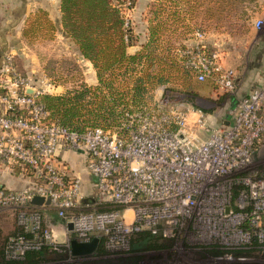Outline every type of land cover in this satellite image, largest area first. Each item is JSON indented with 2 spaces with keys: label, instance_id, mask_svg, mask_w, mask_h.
I'll return each instance as SVG.
<instances>
[{
  "label": "built area",
  "instance_id": "obj_1",
  "mask_svg": "<svg viewBox=\"0 0 264 264\" xmlns=\"http://www.w3.org/2000/svg\"><path fill=\"white\" fill-rule=\"evenodd\" d=\"M135 1L110 0L123 20L126 38L133 31ZM262 23L256 20L255 28ZM202 39L195 33L194 44L180 52V64L198 82L209 81L235 100L214 128L201 112L190 116L157 101L119 106V126L113 130L77 133L51 119L41 101L54 88H38L16 71L10 56L5 58L0 72V167L20 168L31 178L19 190L0 187V207L26 210L18 222L29 239L10 242V249L19 245L15 256L52 244V230L43 226L39 210L51 209L66 219L83 203L79 179H67L65 166L58 165L60 152L84 153L94 179V205L105 209L66 222L79 242L88 243L92 232L109 238V243L112 236L141 232L167 238L184 222L210 227L215 218L239 224L238 211H246L255 236L264 239V166L254 170L253 164L264 145V65L259 85L237 98L235 73L222 67L219 52ZM194 115L199 126L190 122ZM208 125L209 133L199 138L195 130ZM35 197L43 199L42 205L31 203ZM123 211L133 214L129 226Z\"/></svg>",
  "mask_w": 264,
  "mask_h": 264
},
{
  "label": "rangeland",
  "instance_id": "obj_2",
  "mask_svg": "<svg viewBox=\"0 0 264 264\" xmlns=\"http://www.w3.org/2000/svg\"><path fill=\"white\" fill-rule=\"evenodd\" d=\"M170 6L166 0H150L146 12L137 14L136 19L133 15L137 36L143 38L146 34L145 27L155 13L160 12L159 9L168 11ZM175 9L179 12V21L174 22L173 19V22L167 23L171 26L170 31H174L171 35L172 60L180 71L174 75L173 83L155 87L147 95L137 99V102L158 101L166 108L178 109L190 116L193 111L201 112L204 118L209 119L213 128L220 126L235 100L210 84L196 83L180 64V52L186 46L194 44L195 33H201L203 44L225 55L231 68L236 70L239 90L244 76L250 71L256 72L264 65V57L257 55V42L260 43V39L264 38V0H176V5L171 6L170 10L173 12ZM158 18L165 21L167 16L160 13ZM256 20L263 22L260 29L255 28ZM38 39L26 42V47L32 52L30 57L12 59L16 71L32 79L42 90L53 87L52 93L46 95L55 96L79 90L80 84L89 79L90 73L75 45L62 38L56 39L55 36L49 40ZM167 40L164 39V42ZM164 42L160 47H164ZM156 56L162 59L163 55L156 52ZM117 112L119 113L118 109ZM191 118L194 120L189 121L199 126L195 120L197 117L194 115ZM210 130L208 125L204 131L199 129L195 133L203 138ZM253 164L254 170L263 168L264 145L254 156ZM86 174H82V189L78 178L83 203L76 211L67 214L66 219L58 218L54 210H39L43 226L48 225L54 236L52 244L49 243L39 251H28L23 257L13 254L15 251L19 252V245L15 243L16 247L10 249L12 240L17 241L22 236L24 241L29 239L23 234V228L18 222L19 213L26 210L0 207V264H264V239L255 236L254 228L246 220V211L236 212L242 217L238 220L239 224L223 222L218 218H215L210 227L202 222H184L183 228L173 236H153L148 244L137 250L132 248L137 233L112 236L109 243V238L92 232L87 236L91 239L89 242L94 238L98 240L95 250L87 255H73L71 241H79L72 226L71 230L68 229L70 223L66 225V222L79 215L105 210L94 205L95 193L90 189L92 184L89 174ZM66 176L67 179L77 178L68 174ZM230 206H234V197ZM122 214L129 226L134 220L133 214L129 211H123ZM57 225L60 226L58 230L55 229ZM100 246H103L102 251H98Z\"/></svg>",
  "mask_w": 264,
  "mask_h": 264
},
{
  "label": "trees",
  "instance_id": "obj_3",
  "mask_svg": "<svg viewBox=\"0 0 264 264\" xmlns=\"http://www.w3.org/2000/svg\"><path fill=\"white\" fill-rule=\"evenodd\" d=\"M166 1L171 6L176 5V0ZM171 6L168 11L159 9L160 12L155 13L149 21L147 43L129 55L127 48L135 41L133 31L125 37L123 20L110 0H61L62 29L81 57L92 65L98 84L88 86L84 82L73 92L44 95L41 101L50 118L77 133L89 128L113 130L119 126V106H127L130 102L136 104L137 99L155 87L173 83L174 75L180 70L172 60L171 35L174 31H170L167 22L179 21V12L177 9L172 12ZM160 13L167 16L165 21L159 20ZM54 32L55 27L47 14L39 10L28 17L22 34L26 42H30L39 36L51 39ZM163 42L164 47H160ZM156 52L163 55L162 59ZM187 74L196 83L213 87L209 81L198 82L191 73ZM152 237L147 232L138 233L132 248L140 249ZM102 250L103 246H100L98 251Z\"/></svg>",
  "mask_w": 264,
  "mask_h": 264
},
{
  "label": "crops",
  "instance_id": "obj_4",
  "mask_svg": "<svg viewBox=\"0 0 264 264\" xmlns=\"http://www.w3.org/2000/svg\"><path fill=\"white\" fill-rule=\"evenodd\" d=\"M60 1L61 0H0V72L3 67L4 60L7 56H10L13 60H16L18 58L30 57V53L32 52L26 47L27 43L23 37L22 32L24 27L26 26V21L28 17L39 10L45 12L47 14L48 19L54 25L55 32L53 36H55L56 39L62 38L68 41L69 43H71L72 45H74L73 42L64 33L62 29ZM149 1L150 0H136L135 9L133 11V15L135 19L137 17L136 16L137 14L146 12ZM148 26L149 25L147 23L144 30L146 34L144 35L143 38L137 36L138 31L136 30V27L134 28L133 26V36L135 41L133 46L127 48V53L129 55L138 52L142 48V46H144L147 43ZM38 38L45 39V37L39 36L34 40H39ZM260 41H261L260 43L257 42V44H259V48H258L259 54L257 55L264 57V38L260 39ZM40 45H43V43H41ZM220 58H221L222 67L225 69L233 70V72L236 75L237 73L236 70L231 68V63H228V61L225 59V55L220 54ZM81 59L88 67V73H90L89 79H85L84 82L88 86H96L98 84V81L92 65L90 64V62L84 60L82 57ZM262 67L261 69L259 68L260 70L257 69L256 72L253 73L250 71L244 76L245 77L244 80L241 81L242 85L237 92V98L246 96L253 88L259 85V83L262 81V73H261ZM238 80L240 81L239 78ZM1 108L2 105L0 104V109ZM85 159L86 157L82 151L60 152L57 156L58 165L60 166L62 164L65 166L66 174L70 176H75L81 180V189L83 188V183H84L82 174L83 173L86 174ZM88 176H89L90 184H92L90 185L91 187L90 189L92 190V192H95L94 179L91 177L90 174ZM30 183H31L30 176L22 169L17 167L15 168L0 167V186H4V188L7 187V189L10 190H16L24 186H27ZM59 228H60L59 225L55 227V229L57 230Z\"/></svg>",
  "mask_w": 264,
  "mask_h": 264
},
{
  "label": "water",
  "instance_id": "obj_5",
  "mask_svg": "<svg viewBox=\"0 0 264 264\" xmlns=\"http://www.w3.org/2000/svg\"><path fill=\"white\" fill-rule=\"evenodd\" d=\"M32 94V91H28ZM33 205H42L43 199L40 197H35L32 202ZM46 205L49 204L48 201L45 202ZM68 229L71 230V225H68ZM98 240L96 238L92 239L89 243H80L75 240L71 241V252L73 255H87L93 252L97 246Z\"/></svg>",
  "mask_w": 264,
  "mask_h": 264
}]
</instances>
